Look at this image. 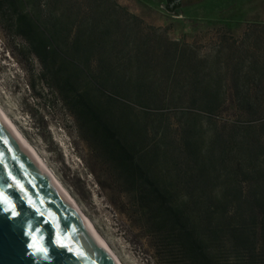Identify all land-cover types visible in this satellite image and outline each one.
I'll return each mask as SVG.
<instances>
[{
  "label": "rangeland",
  "instance_id": "rangeland-1",
  "mask_svg": "<svg viewBox=\"0 0 264 264\" xmlns=\"http://www.w3.org/2000/svg\"><path fill=\"white\" fill-rule=\"evenodd\" d=\"M76 1L78 38L67 48L76 60L51 77L0 26V107L122 263L150 264L133 190L178 204L195 195L204 161L206 194L226 183L234 195L264 191L260 175H225L231 135L264 140V0ZM63 76L66 100L55 91ZM253 149L263 162V145Z\"/></svg>",
  "mask_w": 264,
  "mask_h": 264
},
{
  "label": "trees",
  "instance_id": "trees-1",
  "mask_svg": "<svg viewBox=\"0 0 264 264\" xmlns=\"http://www.w3.org/2000/svg\"><path fill=\"white\" fill-rule=\"evenodd\" d=\"M77 4L76 0H0V26L19 37L28 54L39 59L43 76L51 77L52 68L55 67L56 75L64 71L62 62L70 60L73 65L71 60H76L67 48L78 38ZM87 9H91L90 6ZM86 26L90 33L93 24L87 22ZM56 60H60L57 66ZM56 79V93L68 99L63 92L67 91L69 81L64 76ZM95 83L97 88L101 87ZM231 137L235 155L225 164V175L242 174L249 182L260 175L264 184V161H254L255 155L251 153L256 145L264 148V140L259 137L257 144L248 132ZM210 139L213 143V138ZM205 158L209 161L207 156ZM204 163L198 166L193 180L195 195H189L178 204L154 205L148 198L155 195L153 191L130 193L137 210L140 208L135 211L136 215L145 220L141 227L150 238L141 243L147 260L150 264H264V191L251 188L246 191L240 186L239 189L234 187V195L226 183L223 190L206 194L202 188L203 173L213 165ZM171 192L166 189L160 194L171 196ZM194 198L195 203H191ZM204 198L213 203L198 205ZM231 200L236 202L229 203ZM147 213L157 215L151 221L146 218Z\"/></svg>",
  "mask_w": 264,
  "mask_h": 264
},
{
  "label": "water",
  "instance_id": "water-1",
  "mask_svg": "<svg viewBox=\"0 0 264 264\" xmlns=\"http://www.w3.org/2000/svg\"><path fill=\"white\" fill-rule=\"evenodd\" d=\"M0 193L17 211L12 217L0 200V264H118L1 115ZM26 231L34 233L35 243L47 249V258L28 248L33 239ZM57 238L62 246L55 242Z\"/></svg>",
  "mask_w": 264,
  "mask_h": 264
},
{
  "label": "bare ground",
  "instance_id": "bare-ground-1",
  "mask_svg": "<svg viewBox=\"0 0 264 264\" xmlns=\"http://www.w3.org/2000/svg\"><path fill=\"white\" fill-rule=\"evenodd\" d=\"M0 115L4 119V121L7 123L9 128L12 130V132L16 135V137L20 140V142L26 147V149L31 153V155L36 159V161L39 163V165L43 168V170L52 178V180L56 183L58 188L62 191V193L68 198V200L74 205L76 210L78 211L80 217L86 224V226L89 228V230L92 232V234L95 236V238L98 240V242L101 244L103 249L107 252V254L118 264H123L120 258L117 256V254L113 251V249L110 247L108 242L103 238V236L99 233V231L96 229L94 224L91 222V220L88 218V216L84 213V211L80 208L78 203L75 201V199L70 195L68 190L63 186V184L56 178V176L53 174V172L50 170L46 162L42 159V157L39 155V153L35 150V148L31 145V143L27 140V138L21 133V131L17 128L15 123L12 121V119L5 113V111L0 107Z\"/></svg>",
  "mask_w": 264,
  "mask_h": 264
},
{
  "label": "snow or ice",
  "instance_id": "snow-or-ice-1",
  "mask_svg": "<svg viewBox=\"0 0 264 264\" xmlns=\"http://www.w3.org/2000/svg\"><path fill=\"white\" fill-rule=\"evenodd\" d=\"M0 200H2L3 203L7 205V207L4 209V211L5 212L10 211L11 212V216L12 217H16L17 216V211H16V208H15V205L13 204V202L8 197L3 196L2 193H0ZM28 203L31 206L35 207V204H33V201L31 199L28 200ZM25 235H31L32 236V239H33V243H29L28 244V248L29 249H33L34 253L35 252H39V253L45 254V258H47V256H46L47 249L46 248H42L38 244L35 243V235H34V233H31L29 231H26L25 232ZM55 242L57 244H61V246H62V241L59 238H57Z\"/></svg>",
  "mask_w": 264,
  "mask_h": 264
},
{
  "label": "flooded vegetation",
  "instance_id": "flooded-vegetation-1",
  "mask_svg": "<svg viewBox=\"0 0 264 264\" xmlns=\"http://www.w3.org/2000/svg\"><path fill=\"white\" fill-rule=\"evenodd\" d=\"M175 3L177 2H183L184 0H173ZM192 1H195V0H192Z\"/></svg>",
  "mask_w": 264,
  "mask_h": 264
}]
</instances>
